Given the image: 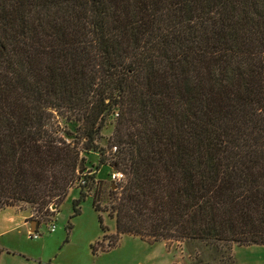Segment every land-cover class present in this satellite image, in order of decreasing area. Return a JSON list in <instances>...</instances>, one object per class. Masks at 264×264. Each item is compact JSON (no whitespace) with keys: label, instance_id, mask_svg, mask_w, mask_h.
<instances>
[{"label":"trees","instance_id":"trees-1","mask_svg":"<svg viewBox=\"0 0 264 264\" xmlns=\"http://www.w3.org/2000/svg\"><path fill=\"white\" fill-rule=\"evenodd\" d=\"M91 152L110 246L264 244V0H0V211L79 184L78 215Z\"/></svg>","mask_w":264,"mask_h":264},{"label":"rangeland","instance_id":"rangeland-1","mask_svg":"<svg viewBox=\"0 0 264 264\" xmlns=\"http://www.w3.org/2000/svg\"><path fill=\"white\" fill-rule=\"evenodd\" d=\"M66 126L72 130L77 124ZM114 128V122L103 128L99 145L107 147ZM106 154L108 158L111 156L109 150ZM86 158L87 169L95 173L101 185L99 190L85 188L88 196L82 201L78 215H74L73 200L79 197V184L67 192L59 207L53 204L43 213L27 203L0 211V248L3 250L0 264H264V244L216 246L200 240L150 242L125 234L110 246L111 236L116 233V220L109 211H96L93 199L96 196L101 209L109 210L114 191L120 189L111 180L114 170L99 164V153L91 152ZM24 212L32 213V217L26 219ZM99 215L103 217L105 231L100 226ZM32 220L40 221L37 228L40 235L36 237H31L29 232ZM52 223L56 225L54 231H50ZM104 235L109 238L105 239Z\"/></svg>","mask_w":264,"mask_h":264},{"label":"built area","instance_id":"built-area-1","mask_svg":"<svg viewBox=\"0 0 264 264\" xmlns=\"http://www.w3.org/2000/svg\"><path fill=\"white\" fill-rule=\"evenodd\" d=\"M124 174H123V172L122 171H114L113 173H112V176H111V180L113 181V182H118V181H121L122 179H124ZM56 229V225L54 224V223H52L51 225H50V231H54ZM30 233H31V237H33V236H38V235H40L39 233H38V230H34V229H30V231H29Z\"/></svg>","mask_w":264,"mask_h":264},{"label":"water","instance_id":"water-1","mask_svg":"<svg viewBox=\"0 0 264 264\" xmlns=\"http://www.w3.org/2000/svg\"><path fill=\"white\" fill-rule=\"evenodd\" d=\"M24 215L26 216V219H29V218L32 217V213H30V212H24ZM33 222L36 224V226H38L40 221L39 220H32V221H30V223H33ZM33 229L35 230V228H33Z\"/></svg>","mask_w":264,"mask_h":264},{"label":"crops","instance_id":"crops-1","mask_svg":"<svg viewBox=\"0 0 264 264\" xmlns=\"http://www.w3.org/2000/svg\"><path fill=\"white\" fill-rule=\"evenodd\" d=\"M24 222H25V221H24ZM30 224H32V225H31V229L38 227V226H36V224H35L34 222H33V223H30Z\"/></svg>","mask_w":264,"mask_h":264}]
</instances>
